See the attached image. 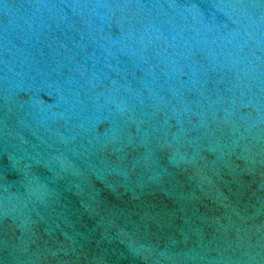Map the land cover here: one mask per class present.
<instances>
[{"label":"water","instance_id":"water-1","mask_svg":"<svg viewBox=\"0 0 264 264\" xmlns=\"http://www.w3.org/2000/svg\"><path fill=\"white\" fill-rule=\"evenodd\" d=\"M0 264H264V0H0Z\"/></svg>","mask_w":264,"mask_h":264}]
</instances>
